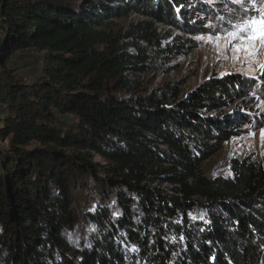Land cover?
Returning <instances> with one entry per match:
<instances>
[{
	"label": "trees",
	"instance_id": "trees-1",
	"mask_svg": "<svg viewBox=\"0 0 264 264\" xmlns=\"http://www.w3.org/2000/svg\"><path fill=\"white\" fill-rule=\"evenodd\" d=\"M184 1L0 0V51L46 52L33 86L0 79L10 112L0 128L10 140L0 150V264H264V159L202 171L225 142L264 125L254 102L264 83L227 74L189 92L144 88L182 46L161 26L192 28L188 9L204 8ZM33 141L42 146L23 147ZM86 182L101 202L86 209L88 235L76 243L73 191Z\"/></svg>",
	"mask_w": 264,
	"mask_h": 264
},
{
	"label": "rangeland",
	"instance_id": "rangeland-1",
	"mask_svg": "<svg viewBox=\"0 0 264 264\" xmlns=\"http://www.w3.org/2000/svg\"><path fill=\"white\" fill-rule=\"evenodd\" d=\"M82 0H78L80 2ZM203 7H195L198 3H193L194 8L187 7L185 0L183 5L188 11H194V15L189 16L190 27L186 21H180L179 27L173 25H163L161 29L164 34L182 45L180 51L170 55L168 59L158 60L155 67L145 76L144 88L146 92L154 89H161L166 85H175L183 92H189L200 86L202 83L213 77L227 74H237L244 77H256L264 83V74H261L259 64L264 62V50L251 59L246 58L244 52H237L238 59H233V48L230 46L231 37L224 35L225 30L232 31L229 21L236 24L239 21L233 18V11L239 6L234 5L232 0H201ZM257 7H264L257 0ZM138 15L130 16L127 19H116L118 29H126L131 20L137 21ZM188 23V22H187ZM210 25L211 27H206ZM0 30V39L3 36ZM211 35V39L209 36ZM203 37V39H199ZM45 51L37 49L18 50L5 55L0 51V79L1 76L11 77L15 84L33 86L42 77L45 62ZM227 56V58H225ZM263 79V80H261ZM253 94V93H252ZM255 109L264 113V99L256 95ZM5 103H0V128H3L4 118L8 116ZM61 125L70 124L72 117L66 114H57ZM261 129L264 125L253 131H249L240 136H235L224 143L222 149L202 165V171L208 176L219 174H230L231 159H242L253 157L254 159H264V137L261 136ZM254 134V135H253ZM10 140L0 138V150L9 149ZM41 143L33 141L23 146L26 150L41 147ZM93 161L106 164L99 156L91 154ZM87 183V182H86ZM84 184V183H82ZM99 196L93 191V186L88 183L81 185L80 189L73 191V206L79 216V224L70 235L73 242H78L87 238L88 228L85 226L83 216L86 209L95 206Z\"/></svg>",
	"mask_w": 264,
	"mask_h": 264
},
{
	"label": "snow or ice",
	"instance_id": "snow-or-ice-1",
	"mask_svg": "<svg viewBox=\"0 0 264 264\" xmlns=\"http://www.w3.org/2000/svg\"><path fill=\"white\" fill-rule=\"evenodd\" d=\"M234 5L239 7L233 11V18L239 22L229 25L232 31L225 30L224 35L231 37L230 46L233 48V59H238L237 52H244L247 59H251L264 50V7H257V0H232ZM264 5V0H260ZM206 27H211L207 25ZM203 39V37H199ZM211 39V35L209 36ZM227 58V56H225ZM261 74H264V62L259 64ZM254 79L256 77H253ZM254 135V134H253ZM261 136L264 137V129H261Z\"/></svg>",
	"mask_w": 264,
	"mask_h": 264
}]
</instances>
